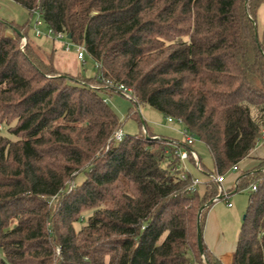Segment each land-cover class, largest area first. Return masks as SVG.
<instances>
[{
	"label": "trees",
	"instance_id": "trees-1",
	"mask_svg": "<svg viewBox=\"0 0 264 264\" xmlns=\"http://www.w3.org/2000/svg\"><path fill=\"white\" fill-rule=\"evenodd\" d=\"M11 1L100 67L64 72L28 38L30 20L0 19V264H222L203 240L199 254L197 227L202 239L210 176L248 158L264 130V0ZM119 85L206 147L214 172L198 156L208 178L195 190L174 172L180 140L142 121L113 140L123 123L106 98ZM251 185L233 264H264V160L236 182Z\"/></svg>",
	"mask_w": 264,
	"mask_h": 264
},
{
	"label": "rangeland",
	"instance_id": "rangeland-1",
	"mask_svg": "<svg viewBox=\"0 0 264 264\" xmlns=\"http://www.w3.org/2000/svg\"><path fill=\"white\" fill-rule=\"evenodd\" d=\"M0 19L6 22H14L19 25H23L28 20H30L28 38H30L37 46L47 53L55 51L57 59L56 65L58 69L71 74L79 73L85 78H91L96 75L97 70L95 67V62L88 56V54H85L84 62H79L76 60L74 52L65 53L62 50L60 44L52 40V37L45 36L47 35L48 28L44 22L42 26L39 27L43 35L40 37H36L34 35L32 28L36 19V14L30 17L24 8L13 1L0 0ZM257 31L259 36L264 32V5L261 6L258 12ZM25 43H23L22 40L21 48H23ZM106 99L109 107L116 113L120 121L123 123V134L133 136L144 132V128H140L138 125V122L142 121L144 122L147 130H149V132H151L153 135L155 134L158 136L170 137L180 141L183 140V137L178 133L180 130H182L183 126L179 123L168 124L166 117L151 107L144 104H138L135 107L128 97H124L118 93H113ZM133 107H135L134 111L137 113V118L131 117L126 119L128 110ZM1 128V133L6 135L3 126H1ZM193 147L197 151L202 164L206 168V171L214 172L213 161L206 147L198 140L194 142ZM245 164H247V162H244L242 165L244 166ZM189 169L191 174L201 180V182L207 180V172L202 173L193 166H189ZM231 173L232 172L226 173L225 177H231ZM84 178V173L78 174L73 181V186L80 185ZM235 190L236 189L233 188L232 192L230 193L231 195L229 196V201L234 205V208L238 210V214L234 217V219L228 218V213L225 209V200L221 199L215 203L217 222H210V224L206 226L207 228L204 226L203 230V233H205L206 228V238L210 239V241L213 243H216L219 237H223L222 241L225 244L226 249L229 250H231V248L234 247L237 242L240 226L242 224V219L245 214L248 196L250 193L249 186L243 187L242 190L233 193ZM200 191H202V186H200ZM85 216L87 215L84 214L83 217ZM77 228H80V225H77Z\"/></svg>",
	"mask_w": 264,
	"mask_h": 264
},
{
	"label": "built area",
	"instance_id": "built-area-1",
	"mask_svg": "<svg viewBox=\"0 0 264 264\" xmlns=\"http://www.w3.org/2000/svg\"><path fill=\"white\" fill-rule=\"evenodd\" d=\"M34 14H36V19L34 21V25L32 29L34 31V35L36 37H40L43 35V33L40 31L39 27L42 26L43 20L41 19L40 15L37 12H33V15ZM45 36L52 37V40L59 43L62 50L65 53L74 52L76 60L79 62H84L85 54H87V52L83 44L74 43L70 38L67 37V34L65 32H54L51 28H48L47 35ZM22 40H23V43H25V38H23ZM95 67L96 69H98L100 66L98 64H95ZM116 90H118L124 97H128V98L131 97V91L121 85L116 86ZM166 121L168 124H174V123L180 124V122L176 121L175 119L171 117H167ZM0 130H2L1 126H0ZM178 133L183 137V140H181V142L182 144H184V146L177 148L174 152L175 156L178 159V165L174 168V172H177L179 174V177L181 180H186L188 175L191 173L189 169V158L190 157L195 162L194 167L200 170L197 154L192 149L193 144L196 141V139L184 127ZM123 137H124V134L122 133L121 130H119L114 133L112 138L114 141L120 142L123 139ZM263 144H264V130H262L260 140L257 142L256 146L263 145ZM237 171H238V165L232 166L231 169L229 170V172H237ZM225 176L226 174L210 176V179L213 182H215L218 186V194H217L216 199H214V201L218 199H224L227 201L229 198V193L226 192V190H224L222 187ZM200 184H201V180L194 177L190 188L192 190H195V188L199 186ZM234 188L237 189L236 183L234 185ZM249 188H250V191L252 192L256 190L255 185H251ZM230 206L231 204L228 203V207Z\"/></svg>",
	"mask_w": 264,
	"mask_h": 264
},
{
	"label": "crops",
	"instance_id": "crops-1",
	"mask_svg": "<svg viewBox=\"0 0 264 264\" xmlns=\"http://www.w3.org/2000/svg\"><path fill=\"white\" fill-rule=\"evenodd\" d=\"M156 136H158V135H156ZM193 149H194V147H193ZM194 151L196 152L197 156H199L195 149H194ZM263 160H264V144L256 146L253 149V151L251 152V154L249 155V157L238 164V171L237 172H232L231 173L232 175L229 178L225 177L224 182L222 184V187L224 190H226V192L229 193V196L231 195L230 193L232 192L235 183L241 177V175L247 171L254 170L260 164V162ZM244 162H247V164H245L243 166L242 164ZM238 191H239V189H236L235 191H233V193L238 192ZM219 200H221V199L214 201L210 205V207L207 211V215H206L205 227L208 226V224H210V222L211 223L214 221L217 222L215 203H217V201H219ZM228 203L231 204L230 207H228ZM225 206H226L225 209L228 213V218L234 219V217L238 214L237 213L238 210L234 208V205L229 201V198L227 201L225 200ZM206 228H205V233H202V240H203V243L208 248V250L222 264H233L236 244L234 245V247L231 248V250H229V249H226L225 244L222 241L223 237H219V239L217 240L216 243L211 242L210 239L206 238Z\"/></svg>",
	"mask_w": 264,
	"mask_h": 264
},
{
	"label": "water",
	"instance_id": "water-1",
	"mask_svg": "<svg viewBox=\"0 0 264 264\" xmlns=\"http://www.w3.org/2000/svg\"><path fill=\"white\" fill-rule=\"evenodd\" d=\"M67 37L70 38L69 35ZM213 202H214V200H211L209 202V204H212ZM197 247H198L199 254H202V252H203L202 251V239H201L199 227H197Z\"/></svg>",
	"mask_w": 264,
	"mask_h": 264
}]
</instances>
